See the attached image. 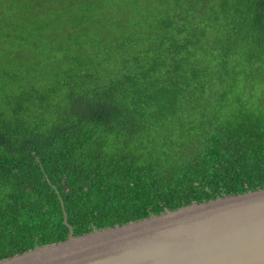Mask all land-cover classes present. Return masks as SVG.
<instances>
[{"label": "trees", "instance_id": "1", "mask_svg": "<svg viewBox=\"0 0 264 264\" xmlns=\"http://www.w3.org/2000/svg\"><path fill=\"white\" fill-rule=\"evenodd\" d=\"M258 188L264 0H0V260Z\"/></svg>", "mask_w": 264, "mask_h": 264}, {"label": "water", "instance_id": "2", "mask_svg": "<svg viewBox=\"0 0 264 264\" xmlns=\"http://www.w3.org/2000/svg\"><path fill=\"white\" fill-rule=\"evenodd\" d=\"M67 217L65 216V219ZM0 264H264V188L37 246Z\"/></svg>", "mask_w": 264, "mask_h": 264}]
</instances>
